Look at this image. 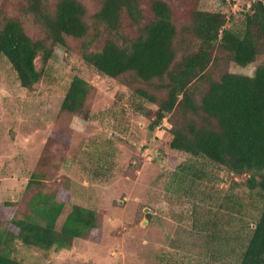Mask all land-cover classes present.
Segmentation results:
<instances>
[{
    "label": "rangeland",
    "instance_id": "374dc122",
    "mask_svg": "<svg viewBox=\"0 0 264 264\" xmlns=\"http://www.w3.org/2000/svg\"><path fill=\"white\" fill-rule=\"evenodd\" d=\"M56 1L42 4L51 9ZM79 1L89 21L97 6L93 0ZM163 1L177 25L200 10L225 14L230 27L242 22L250 7L249 0ZM26 6V0H0V18L17 17L30 36L42 37L35 15L23 11ZM80 43L69 39L67 47H56L46 76L32 89L22 88L0 58V219L12 214L3 204L24 208L27 183L40 167L47 189L68 184L56 230L75 205L93 210L99 228L70 249L42 251L15 242L11 257L24 264H238L260 209L244 178L205 164L209 178L175 183L177 166L194 164L193 158L166 146V119L151 129V119L136 111L129 88L82 61ZM261 63L264 56L246 68L231 65L229 71L251 76ZM36 67H41L39 58ZM72 76L94 88L90 120L60 112Z\"/></svg>",
    "mask_w": 264,
    "mask_h": 264
},
{
    "label": "trees",
    "instance_id": "16d2710c",
    "mask_svg": "<svg viewBox=\"0 0 264 264\" xmlns=\"http://www.w3.org/2000/svg\"><path fill=\"white\" fill-rule=\"evenodd\" d=\"M26 1L23 11L35 15L42 37L30 36L17 17L0 18V58L8 61L21 87L32 89L46 76L56 47H67L69 39L81 41L82 61L129 88L136 111L151 119V129L166 119V146L195 161L177 166L175 183L209 178L205 164L244 178L260 209L238 264H264V63L251 76L229 71L231 65L246 68L264 56V0H249L242 22L230 27L225 14L200 10L177 25L163 0H93L97 11L89 21L79 0H57L51 9L42 0ZM93 91L72 76L60 112L90 120ZM143 103L156 110H145ZM42 177L36 168L23 209L3 204L12 214L0 219V264H24L11 257L15 242L42 251L70 249L99 228L93 210L75 205L56 230L68 184L50 190Z\"/></svg>",
    "mask_w": 264,
    "mask_h": 264
},
{
    "label": "water",
    "instance_id": "95a60500",
    "mask_svg": "<svg viewBox=\"0 0 264 264\" xmlns=\"http://www.w3.org/2000/svg\"><path fill=\"white\" fill-rule=\"evenodd\" d=\"M145 213H146V211H145Z\"/></svg>",
    "mask_w": 264,
    "mask_h": 264
}]
</instances>
